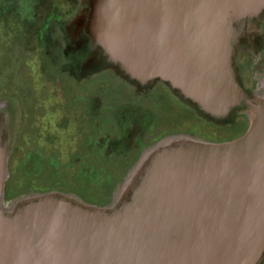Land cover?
<instances>
[{
  "label": "water",
  "instance_id": "1",
  "mask_svg": "<svg viewBox=\"0 0 264 264\" xmlns=\"http://www.w3.org/2000/svg\"><path fill=\"white\" fill-rule=\"evenodd\" d=\"M62 28L70 74L162 83L239 133L161 137L103 205L58 186L7 196L17 116L1 99L0 264H264V0H79Z\"/></svg>",
  "mask_w": 264,
  "mask_h": 264
},
{
  "label": "flooded vegetation",
  "instance_id": "2",
  "mask_svg": "<svg viewBox=\"0 0 264 264\" xmlns=\"http://www.w3.org/2000/svg\"><path fill=\"white\" fill-rule=\"evenodd\" d=\"M78 1L15 0L8 9L20 18L18 32L28 35L40 86L33 95L28 92L29 98L15 89L0 91V100H7L17 116L9 170L14 162V172L22 179V189L9 194L6 188L7 196L58 186L103 205L144 146L182 132L209 140L239 133L236 123L215 125L200 118L162 83L138 90L108 70L83 77L66 71L62 22L74 13ZM39 119H46L45 126L55 125L58 132L64 130L62 143L56 141V132L38 141ZM192 121L201 123V132L188 128ZM211 131L227 135L211 137Z\"/></svg>",
  "mask_w": 264,
  "mask_h": 264
},
{
  "label": "rangeland",
  "instance_id": "3",
  "mask_svg": "<svg viewBox=\"0 0 264 264\" xmlns=\"http://www.w3.org/2000/svg\"><path fill=\"white\" fill-rule=\"evenodd\" d=\"M14 1L0 0V91L2 89L7 91L15 89L26 95V98H29V93L33 95L39 91V68L38 64L33 60L34 57L32 56H34V53L32 52L33 49L30 50L28 35L18 32L20 30L19 26H21L20 18H17L12 11L8 10L9 8L13 9ZM26 104H29L27 100ZM42 120L39 119V127L35 131V134L38 136V141L42 142L47 132H56V141L62 143L64 130L61 129L58 132L55 125L53 127L45 126L44 121L46 119ZM178 120L180 119L178 118ZM180 122L182 123H180L181 126H185L183 120ZM199 126L203 128L200 122L192 121V124L188 128L201 132L202 129ZM203 131L205 132V129ZM207 133L211 137H214L216 133L219 138L227 135L226 132L222 131H217L214 134H212V131ZM14 170L15 166L14 162H12L9 170L10 176L7 182L9 194L14 188L22 189V179Z\"/></svg>",
  "mask_w": 264,
  "mask_h": 264
},
{
  "label": "trees",
  "instance_id": "4",
  "mask_svg": "<svg viewBox=\"0 0 264 264\" xmlns=\"http://www.w3.org/2000/svg\"><path fill=\"white\" fill-rule=\"evenodd\" d=\"M242 123L244 124V121Z\"/></svg>",
  "mask_w": 264,
  "mask_h": 264
}]
</instances>
